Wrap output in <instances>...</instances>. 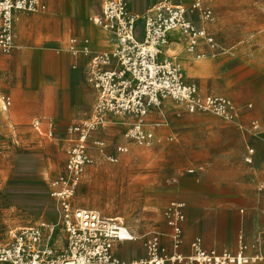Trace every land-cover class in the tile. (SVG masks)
I'll return each mask as SVG.
<instances>
[{
  "label": "built area",
  "instance_id": "built-area-1",
  "mask_svg": "<svg viewBox=\"0 0 264 264\" xmlns=\"http://www.w3.org/2000/svg\"><path fill=\"white\" fill-rule=\"evenodd\" d=\"M208 2L159 0L144 12L135 13L129 0H100V11L90 21L106 33L109 47L93 51L88 38L71 37L68 41L70 54L88 57L83 81L96 95L94 113L100 123L107 114L128 117L131 122L125 137L148 146L154 135L145 129L147 116L151 111H161L168 101L190 114L210 112L226 121L234 119L236 108L229 98L200 96L196 86L184 81L164 51L171 33L184 38L188 51L194 50L199 39L213 46V38L201 25L212 21ZM45 9L41 0H0V51L9 53L13 48L16 13H39ZM2 100L5 109L10 99ZM34 125L38 129L40 121ZM250 128L258 131L259 124L253 121ZM92 129L88 119L67 129L73 136L67 152V175H59L48 184L49 196L55 200V221L40 220L11 230L8 242L0 244V264H264V254L249 252L256 245L247 244L241 234L235 250L205 249L201 238L196 237L190 243V253H180L184 204L177 201H170L163 210L164 222L171 229L170 252L159 234L149 231L144 243L145 260L124 263L117 259L114 244L134 240L130 229L117 216H106L73 202L86 168L95 162L88 144ZM96 146L100 151L104 147L102 142H96ZM126 152L127 147L120 145L113 155L103 156L117 162ZM253 155L254 149L249 147L244 161L252 163ZM260 188L264 189V184Z\"/></svg>",
  "mask_w": 264,
  "mask_h": 264
},
{
  "label": "crops",
  "instance_id": "crops-1",
  "mask_svg": "<svg viewBox=\"0 0 264 264\" xmlns=\"http://www.w3.org/2000/svg\"><path fill=\"white\" fill-rule=\"evenodd\" d=\"M41 1L46 6L43 12L16 13L13 48L7 54L0 51V72L14 75L11 84L0 77V91L4 93L2 97L10 99L7 108L10 107L13 119L26 120L33 112L45 111L42 71L50 69L60 73L65 57L71 69L80 71L81 82L85 84L83 72L88 57L69 53L71 37L88 38L93 51L109 47L106 33L90 21L100 11V0L92 15L89 14L94 8V0ZM129 1L132 10V0ZM218 4L219 0H209L212 15H219ZM237 9L236 18L245 24L236 30L233 21L229 20L230 41L224 51L212 57L195 56L207 48H215L213 36V46L199 39L194 50L188 51L181 35H170L164 49L166 56L175 57L181 64L184 78L197 86L200 96L221 95L241 108L236 126L222 124L212 131L204 129L202 132L183 125L190 120L210 117L194 116L199 113L190 114L184 109H176V122L172 120L171 123L180 125L178 129H172L166 123L164 126L168 128L153 130L162 141L158 149L164 152L168 163L188 166L179 175L181 192L178 200H172L184 204L183 243L178 250L182 254L190 253V243L196 237L201 238L205 249L235 250L240 234L247 244L256 245L249 252L257 250L264 254V189L260 188L264 183V144L258 135L260 125L258 131L250 128L251 123L257 121L251 120L247 127L249 119L264 118V0H245ZM145 10L132 11L142 13ZM210 22L200 23L207 33ZM45 41L48 49L44 47ZM60 53L65 56L58 55ZM35 62L42 77L37 79V82L40 80V88L30 103L18 73L22 67L28 69ZM74 64L75 68H72ZM212 90L216 92H210ZM246 103L250 108H246ZM154 113L151 111L147 118ZM249 147L254 149L252 163L244 161ZM177 180L173 178L172 182ZM157 229L161 243L170 252L171 229L164 219ZM137 246L135 242H116L113 252L120 261L139 260ZM120 249L122 252L118 253Z\"/></svg>",
  "mask_w": 264,
  "mask_h": 264
},
{
  "label": "rangeland",
  "instance_id": "rangeland-1",
  "mask_svg": "<svg viewBox=\"0 0 264 264\" xmlns=\"http://www.w3.org/2000/svg\"><path fill=\"white\" fill-rule=\"evenodd\" d=\"M156 1L132 0L131 8L134 11H143L152 7ZM244 1L219 0V15H212L213 21L210 22L207 33L208 36H213L215 48L198 52L196 57H212L213 54L225 50L230 41L229 20L233 21L236 30L245 24L236 18L238 5H242ZM93 3L94 8L89 15L98 8V0H94ZM170 35L180 36L178 33ZM47 46L48 42L45 41L46 49ZM58 55L65 56L61 53ZM184 69L187 73L185 66ZM42 72L43 77L37 62L30 64L28 69L22 67L19 70L20 84L26 89L30 103L34 97L36 98L37 89L40 88L38 87L40 80L37 82L39 77H42L41 81L46 91L45 111L33 112L26 120L13 119L10 107L3 108L4 93L0 91V244L8 242L9 232L13 229L40 220L55 221V200L49 196L48 184L59 175H67V152L73 139L67 129L78 121L91 118V122L95 120L96 95L81 82L80 71L69 67L66 57L60 73L50 69H44ZM13 76L7 72H0L1 79L5 78L9 83L13 82ZM183 79L193 84L184 76ZM249 97L248 95V99ZM234 106L236 115L232 121L206 112L194 116L210 118L190 120L183 126L202 132L212 131L222 124L236 126L241 108L236 103ZM245 106L250 108L247 103ZM176 109L179 107L175 103L166 102L161 111H156V114L146 119L145 129L152 133L157 128L168 126L178 129L180 125L173 123L176 122V119L174 120ZM36 120L40 121L38 129L34 125ZM102 120L89 133L88 144L95 162L86 168L73 196V202L78 207L96 209L103 215L119 217L135 236L134 240L127 242L137 243L139 260H145L147 250L144 243L148 238L146 233L159 232L157 225L164 219L163 210L170 201L178 200L181 192L179 175L188 166L170 165L164 152L158 149L162 141L154 133V142L148 146L137 145L135 141L127 139L125 133L131 122L128 117L107 114ZM251 120L259 123L258 135L264 144V118L249 119L247 127ZM166 123L169 125L164 126ZM96 142L103 143L102 151L96 146ZM120 145L126 146L127 152L119 156L117 162H111L103 156L113 155L116 147ZM173 178L178 180L172 182ZM262 184L264 183L260 185ZM184 221L185 215L182 224ZM121 252L122 249L118 251ZM114 256L117 258L115 253Z\"/></svg>",
  "mask_w": 264,
  "mask_h": 264
},
{
  "label": "bare ground",
  "instance_id": "bare-ground-1",
  "mask_svg": "<svg viewBox=\"0 0 264 264\" xmlns=\"http://www.w3.org/2000/svg\"><path fill=\"white\" fill-rule=\"evenodd\" d=\"M201 40V39H200ZM172 63H173V65L180 71V73L182 74V76H184V71H183V69H182V66H181V64L177 61V59L175 58V57H173L172 58ZM94 122H92V125H93V127L95 126V125H97V124H99L100 122L95 118V116H94ZM103 121V120H102ZM139 261L140 260H134L133 262H135V263H139ZM124 262V261H123ZM142 262V261H141ZM124 263H126V262H124Z\"/></svg>",
  "mask_w": 264,
  "mask_h": 264
}]
</instances>
